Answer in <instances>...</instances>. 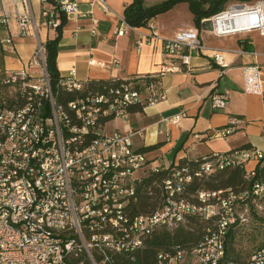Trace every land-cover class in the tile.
<instances>
[{"label":"built area","instance_id":"built-area-1","mask_svg":"<svg viewBox=\"0 0 264 264\" xmlns=\"http://www.w3.org/2000/svg\"><path fill=\"white\" fill-rule=\"evenodd\" d=\"M82 1L38 0L37 17L32 0H0V27L6 30L5 36L0 34V44L13 49L16 38L32 36L36 40L27 67L0 76V264H72L78 257L102 264L117 254L133 255L156 232L174 231L187 225L191 217L210 222L202 239L193 247L159 250L157 264H264V245L240 253L236 244L226 245V237L247 223L250 203L264 201V181H252L264 150L239 148L205 155L192 169L180 161L166 166L155 164L146 151L135 146L137 131L106 130L110 122L129 121L130 106L166 99L160 78L189 70L194 51L205 54L203 29L184 27L162 36L149 21L146 27L150 31L142 35L148 42L162 41L166 61L161 70L150 74L149 80L103 88L79 79L77 70L70 69L67 75H60L58 85L82 94L65 106L52 88L46 46L49 31L57 35L63 17L68 21L70 16L79 20L91 15V32L98 33L99 20L92 11H81ZM86 1L105 13L113 12L108 0ZM115 16L114 35L138 31L124 15ZM206 20L212 21L211 32L217 36L251 32L264 36V0L233 2L203 18L202 23ZM42 29L47 33L42 35ZM138 43L141 46L143 39ZM209 57L223 69L231 64L217 50ZM90 63L97 64L95 60ZM8 90H16V97H8ZM211 99L217 109L226 105L228 97L217 92ZM61 107H71V114H61ZM184 115L165 120L178 123ZM242 122L240 117H231L214 135L226 137ZM7 132H15V139H7ZM251 161L256 166L249 169ZM227 166L246 169L250 187L189 191L195 179L207 178ZM161 170L166 175L159 185L157 207L135 212L139 188L148 176ZM8 220L22 221L21 231L6 229ZM62 225L72 226L74 236L63 235ZM83 225L102 228V237L85 236ZM5 239H13V247H6Z\"/></svg>","mask_w":264,"mask_h":264},{"label":"crops","instance_id":"crops-1","mask_svg":"<svg viewBox=\"0 0 264 264\" xmlns=\"http://www.w3.org/2000/svg\"><path fill=\"white\" fill-rule=\"evenodd\" d=\"M33 1V9L37 17L40 13L38 0ZM133 0H108L113 12H103L88 1L80 3L83 12L92 11V15L98 18V33L91 32V15L75 20L73 17L67 21L63 28L59 43L57 66L60 75H67L70 69L77 70L81 80L110 79L141 77L147 74L158 73L166 61L163 54V45L160 39L146 41L149 29L146 26L138 28L123 36L114 35V27L117 19L115 13L124 15L127 5ZM161 0H145L146 5H153ZM233 2H229L227 7ZM226 7V8H227ZM185 11L189 20L184 16ZM157 25V31L162 36H170L180 28L192 27L194 17L187 2L176 4L171 10L159 14L150 20ZM203 29V28H201ZM42 35L47 30H41ZM52 33V35H50ZM0 34L6 35V30L0 27ZM50 38L56 33L49 31ZM201 35L205 44V54L194 51L189 70L177 73H167L161 77V85L166 91V99L144 106L142 111L131 114L129 121L117 120L115 123L127 122L126 128L121 130H134L135 146L145 148L157 145L154 149L146 151L155 164L173 165L182 159L196 158L214 152L209 143L215 137L218 128L228 125L231 117H240L243 122L239 130L246 126L244 114L228 112L225 117L209 106L206 109L207 100L213 93L224 92L221 88V80L224 74L235 67H251L264 69V55H255L251 52H264L262 36L259 32H251L242 35L217 36L211 31L202 30ZM143 39L139 46L138 41ZM258 39L261 44H257ZM252 42V43H250ZM260 45V46H259ZM36 46L34 37L16 38L13 49L0 44V75L11 71H19L27 67L32 58ZM259 46V47H258ZM239 49L248 51L244 54L235 52ZM213 50L224 54L230 66L223 69L209 57ZM207 54V55H206ZM95 60L97 64H91ZM264 101V99H263ZM178 114H185L178 123L166 121V118ZM262 126L264 128V118ZM250 123H247L249 130ZM249 148L264 150L256 136L238 144H233L223 153L234 149ZM256 166L255 161L247 164V168Z\"/></svg>","mask_w":264,"mask_h":264},{"label":"trees","instance_id":"trees-1","mask_svg":"<svg viewBox=\"0 0 264 264\" xmlns=\"http://www.w3.org/2000/svg\"><path fill=\"white\" fill-rule=\"evenodd\" d=\"M246 1L252 2L255 0H162L153 5H146L145 0H133L132 3L126 6L124 16L128 23L135 27L146 26L148 22L159 14L171 10L176 4L180 2H187L190 11L194 17V24L198 28H202V19L210 17L220 11L226 9L229 2ZM67 23L66 17H63L62 23L58 28V33L54 38H50L47 42V68L51 75L52 88L57 95V99L63 105H67L70 101L75 100L82 92L67 91L58 85L60 73L57 66V56L59 52V43L62 37L63 28ZM6 73L0 75L4 76ZM150 74L133 77L131 79L124 78H110V79H91V85L102 86L103 88H110V84H117L120 82L138 81L143 78L149 80ZM161 80V78H160ZM1 91V89H0ZM8 97H16V90H9ZM68 109L69 107H63ZM144 106L135 104L129 107L131 113L142 111ZM149 146L140 148L144 151L152 150L156 147ZM249 145H244L243 148H249ZM208 154V155H212ZM203 156L182 159L180 165H188L191 169L195 168L201 161ZM257 174L254 180L264 181V158L260 159L256 166ZM166 171L161 170L148 176L138 190L139 199L135 204L134 209L137 213H146L154 210L160 201L159 185L165 178ZM252 181L246 177V169L239 166H227L216 170L207 178H197L189 186V191L192 193L198 189H219L232 187L235 190H243L249 188ZM264 202V201H263ZM210 225L208 220L191 217L187 225L178 227L174 231L160 230L150 237L143 248L134 252L133 255L117 254L113 256L112 260L102 264H157V253L161 249H172L173 247L187 248L193 247L202 239L207 227ZM236 236L238 241L236 242ZM238 229L235 234L227 236L226 245L239 247L240 252H248L238 245ZM236 249V248H235ZM91 264L85 257H78L72 260V264Z\"/></svg>","mask_w":264,"mask_h":264},{"label":"rangeland","instance_id":"rangeland-1","mask_svg":"<svg viewBox=\"0 0 264 264\" xmlns=\"http://www.w3.org/2000/svg\"><path fill=\"white\" fill-rule=\"evenodd\" d=\"M184 16L186 20H189L190 17L186 11ZM254 40H257V44H261L258 39ZM261 41L264 44L263 37ZM221 88L228 100H226L224 107L215 109L218 112L221 111L218 114L224 117L228 115V112L244 114L246 126L247 123H250V125L249 130L245 126L242 130L238 129L226 137L215 135L209 143L211 148L215 150L214 152H218V150L223 152L231 145L249 139L251 135L256 136L264 147V128L262 120L259 119L260 117L264 118V69L251 67L230 68L221 80ZM208 108L214 109L211 98L206 103V109ZM117 124L123 129L127 126V122H110L106 126V130L111 131ZM248 211L247 223L238 228V245L243 247L245 251H251L264 245V202L252 201Z\"/></svg>","mask_w":264,"mask_h":264},{"label":"bare ground","instance_id":"bare-ground-1","mask_svg":"<svg viewBox=\"0 0 264 264\" xmlns=\"http://www.w3.org/2000/svg\"><path fill=\"white\" fill-rule=\"evenodd\" d=\"M71 110V107H69ZM61 114H70L68 109L65 110L61 107ZM7 139H15V132H7ZM263 192H264V183H263ZM6 229L12 231H21L22 221L8 220L6 222ZM83 232L85 236H90V238H100L102 237V228L94 227L91 225H83ZM62 233L65 236H74V228L70 225H62ZM227 240V237H226ZM6 247H13V239H5Z\"/></svg>","mask_w":264,"mask_h":264},{"label":"water","instance_id":"water-1","mask_svg":"<svg viewBox=\"0 0 264 264\" xmlns=\"http://www.w3.org/2000/svg\"><path fill=\"white\" fill-rule=\"evenodd\" d=\"M202 28L206 31H211L213 29L212 21L206 20L202 23Z\"/></svg>","mask_w":264,"mask_h":264}]
</instances>
